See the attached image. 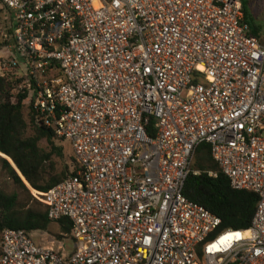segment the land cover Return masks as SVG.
Segmentation results:
<instances>
[{"label": "built area", "instance_id": "2783aa9c", "mask_svg": "<svg viewBox=\"0 0 264 264\" xmlns=\"http://www.w3.org/2000/svg\"><path fill=\"white\" fill-rule=\"evenodd\" d=\"M1 2L0 71L22 78L16 93L77 170L37 198L70 221L74 250L5 229L0 264H264V45L241 0ZM202 143L258 196L248 229L222 230L183 195Z\"/></svg>", "mask_w": 264, "mask_h": 264}, {"label": "trees", "instance_id": "16d2710c", "mask_svg": "<svg viewBox=\"0 0 264 264\" xmlns=\"http://www.w3.org/2000/svg\"><path fill=\"white\" fill-rule=\"evenodd\" d=\"M241 2L250 35L263 45L261 39L264 21L258 19V11L264 1ZM21 82L22 78L14 74L0 75V156L3 157L0 158V177L21 191V195L16 192L7 193L0 187V240L5 229L24 230L34 234L48 231L52 224L57 226L58 238L64 240L70 235V221L63 219L51 222L45 205L32 197L24 183L34 191L45 194L75 175L77 163L73 157L72 170L56 169L55 160L63 159V149L57 145L59 140L50 130L36 124L31 107H25L26 91L16 93ZM43 141L46 147H41ZM191 171L183 190L185 198L217 216L222 230H245L250 227L258 196L232 189L228 178L212 159L207 143L196 148ZM195 172L199 174L195 175ZM209 172L216 177H209Z\"/></svg>", "mask_w": 264, "mask_h": 264}, {"label": "rangeland", "instance_id": "374dc122", "mask_svg": "<svg viewBox=\"0 0 264 264\" xmlns=\"http://www.w3.org/2000/svg\"><path fill=\"white\" fill-rule=\"evenodd\" d=\"M8 17V11L5 9L3 3L0 0V27L2 28L4 26V20ZM258 19L260 21H264V5L261 4V9L258 11ZM263 45H264V33H262V39H261ZM9 60V52L6 49L0 48V64L2 65L3 62ZM0 74L4 76L11 75V72H2L0 71ZM25 107H27L28 103L24 101ZM58 146L62 147L63 149V159L62 160H55L56 162V169L61 171L64 168H69V170H72V151L67 142L57 141L56 142ZM41 147H46L45 141L41 143ZM0 158H3L0 156ZM9 162V161H8ZM10 163V162H9ZM23 181V180H22ZM24 182V181H23ZM28 190L30 191V194L32 197H34L38 202H40L38 199L42 198L43 193L34 191L30 188V186L26 183H24ZM0 187H2L7 193L16 192L21 195V191L17 189L15 186L12 185L11 182H8L4 178L0 177ZM38 198V199H37ZM41 203V202H40ZM59 232L57 230V226L52 224L48 231L41 232V233H34L33 234V241L35 245L39 246H51L52 243L54 245H57V242L62 243L65 246V250L67 253H71L74 250V242L71 238L66 237L64 240L58 238ZM65 237V236H64Z\"/></svg>", "mask_w": 264, "mask_h": 264}, {"label": "snow or ice", "instance_id": "6c2138e0", "mask_svg": "<svg viewBox=\"0 0 264 264\" xmlns=\"http://www.w3.org/2000/svg\"><path fill=\"white\" fill-rule=\"evenodd\" d=\"M117 5L119 4V0H116ZM93 4H95L97 6V10L99 11L100 8L103 7V4L100 2V0H93ZM197 67L199 68V70L201 72H203L205 70L204 64L203 63H198ZM210 80L212 79L211 76L208 77ZM234 146V145H233ZM242 238L241 234L239 232L236 233H229L228 235L224 236L221 238V240L219 241V244H213L208 251L209 252H213L215 251H221V247L220 246H225L227 248H230L232 246V242L233 240L235 241H239Z\"/></svg>", "mask_w": 264, "mask_h": 264}, {"label": "water", "instance_id": "95a60500", "mask_svg": "<svg viewBox=\"0 0 264 264\" xmlns=\"http://www.w3.org/2000/svg\"><path fill=\"white\" fill-rule=\"evenodd\" d=\"M15 168V167H14ZM16 171H17V169H16ZM19 173V172H18ZM20 175V174H19ZM20 177H21V175H20Z\"/></svg>", "mask_w": 264, "mask_h": 264}]
</instances>
